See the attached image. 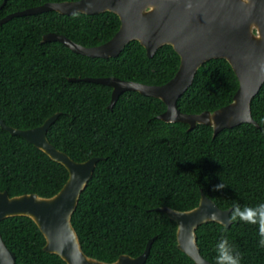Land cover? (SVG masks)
I'll return each mask as SVG.
<instances>
[{
  "label": "trees",
  "instance_id": "1",
  "mask_svg": "<svg viewBox=\"0 0 264 264\" xmlns=\"http://www.w3.org/2000/svg\"><path fill=\"white\" fill-rule=\"evenodd\" d=\"M78 0H0V21L8 14L45 3ZM120 27L110 12L61 15L45 12L12 18L0 25V119L19 130L36 128L60 113L47 132L48 141L76 162L102 158L81 193L71 217L82 251L111 263L120 255H141L154 238L145 264H195L177 248L176 224L169 207L188 211L201 191L221 210L264 203V84L251 102L258 126L242 124L213 136L212 128L157 119L166 107L159 99L124 92L108 109L112 89L69 79L118 78L164 85L176 74L180 59L170 46L152 58L129 42L116 58L74 54L58 42H42L49 33L90 48L109 41ZM238 80L223 59L209 60L178 99L185 114L213 112L231 103ZM68 172L42 151L0 128V192L10 197L60 191ZM224 183L221 191L213 186ZM0 235L14 264H65L43 250L45 240L26 217L0 222ZM201 256L215 264L214 246L226 238L241 254L240 264H264L258 227L239 220L228 228L208 222L196 230Z\"/></svg>",
  "mask_w": 264,
  "mask_h": 264
},
{
  "label": "water",
  "instance_id": "2",
  "mask_svg": "<svg viewBox=\"0 0 264 264\" xmlns=\"http://www.w3.org/2000/svg\"><path fill=\"white\" fill-rule=\"evenodd\" d=\"M6 3L3 0L1 7ZM57 12L71 16H88L105 12L115 14L120 27L106 43L84 47L67 37L49 33L42 42H58L74 54L89 58H116L131 41H137L152 58L162 46H170L179 56V68L174 77L164 85H146L118 78L69 79L108 86L112 89L108 109H112L124 92H137L141 96L159 99L166 110L157 116L165 123H183L188 130L205 125L213 136L225 129L242 124L258 126L251 116V102L264 84V0H78L45 3L41 6L14 12L5 16L0 25L12 18ZM225 60L232 68L238 89L230 104L213 112L185 114L178 110L177 101L191 86L198 69L207 61ZM60 113L50 116L36 128L19 130L7 126L0 119V128L11 136L21 137L42 151L52 161L61 164L68 179L52 197L23 194L10 197L0 192V222L12 217L29 218L42 234L43 250L58 256L65 264H145L154 238L150 239L141 255H120L116 261L106 263L88 257L81 248L71 217L81 193L92 178L95 167L102 158L93 157L76 162L56 149L47 138V132ZM229 210H221L202 191L198 205L188 211L159 207L176 224L177 248L195 264H211L205 260L197 245L196 230L214 222L228 228ZM218 212L219 219L204 218ZM15 256L6 247L0 235V264H14Z\"/></svg>",
  "mask_w": 264,
  "mask_h": 264
},
{
  "label": "clouds",
  "instance_id": "3",
  "mask_svg": "<svg viewBox=\"0 0 264 264\" xmlns=\"http://www.w3.org/2000/svg\"><path fill=\"white\" fill-rule=\"evenodd\" d=\"M226 187L222 183H218L213 186V191H221ZM218 212H212L204 219L218 220ZM239 220L245 224L256 225L258 227L259 245L264 247V203H260L257 206H245L240 207L239 204L234 203L229 210L227 222L232 223ZM216 252L215 264H240L241 254L235 251L234 247L229 244L226 238H222L215 246Z\"/></svg>",
  "mask_w": 264,
  "mask_h": 264
}]
</instances>
